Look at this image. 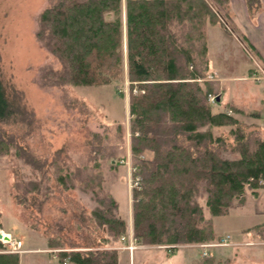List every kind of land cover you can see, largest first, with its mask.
Wrapping results in <instances>:
<instances>
[{
  "label": "trees",
  "instance_id": "1",
  "mask_svg": "<svg viewBox=\"0 0 264 264\" xmlns=\"http://www.w3.org/2000/svg\"><path fill=\"white\" fill-rule=\"evenodd\" d=\"M121 5L122 0H55L40 13L36 37L62 63L61 70L44 74L47 82L77 86L120 78ZM229 14V0L125 2L127 68L132 86L137 87L129 98L131 151L139 184L132 194V223L142 244L172 246L214 239L200 201L210 215H223L233 202L245 198L247 190L257 194L262 189L264 138L250 148L240 128H231L236 156L227 158L221 156L227 150L226 140L211 130L239 122L227 112L212 111L208 97L215 89L205 73L207 26L223 24L222 16L230 21ZM31 119L32 113L9 99L0 80V156L12 149L22 153L3 126ZM145 153L148 158L141 157ZM109 154L111 149L98 150L89 167L75 171L58 159L49 167L63 189L77 187L72 182L77 177L79 187L90 190L96 202L94 223L101 229L107 226V235L115 242L126 231L127 221L117 215V201L97 170ZM39 175L24 189L16 183L20 197L49 193L47 173L40 170ZM250 232L264 240V223ZM57 241L51 239L48 245H58ZM61 253L67 264L118 262L117 253L109 249ZM212 258L201 255L191 264H214ZM0 264H19L18 256L0 253Z\"/></svg>",
  "mask_w": 264,
  "mask_h": 264
},
{
  "label": "rangeland",
  "instance_id": "2",
  "mask_svg": "<svg viewBox=\"0 0 264 264\" xmlns=\"http://www.w3.org/2000/svg\"><path fill=\"white\" fill-rule=\"evenodd\" d=\"M53 2L55 0H0V80L9 99L33 115L26 123L3 126L13 135L22 153L12 149L0 156V233L11 239V242H6L7 238L0 239V253L14 254L19 264H26L34 259H31L33 255L22 254L24 248L44 247L49 240L57 239L58 245H50L56 250H113L118 256L117 264H191L192 258L202 255V249L186 246L196 243H181L171 248L135 241L132 252L122 249L128 239H136L132 194L139 186L131 151L129 98L137 87L132 86L127 68L126 0H122L121 5L123 72L120 78L105 84L77 86L54 85L44 78L50 69L62 68L61 61L36 37L38 17ZM221 21L223 24L207 26L210 70L205 73L215 89L211 95L219 97L209 102L212 111L227 112L239 120L232 127L211 129L226 140L227 150L221 152V156L233 158L236 153L232 151L235 141L231 128H240L250 148L257 139L264 138V72L249 75L252 61L256 60L254 53L245 50V43L231 19L222 16ZM231 58L236 61L233 68L229 66ZM211 70L231 72L217 82ZM243 76L247 78H240ZM110 149V157H106L97 170L106 178L105 186L117 201V215L128 222L126 231L115 242L108 237L107 226L101 229L94 223L92 211L96 202L90 190L80 188L77 177L71 180L77 187L63 189L49 167L54 159L74 171L89 167L98 150L110 152ZM141 157L148 158L149 154ZM40 170L48 175L49 193L20 197L16 183H20V190L24 189L30 180L40 177ZM256 191L257 194H253L247 190L245 198L233 202L223 215H210L201 200L204 215L211 220L215 234L214 239L204 243L225 235L236 242L259 241L260 238L250 232L251 226L264 221V189ZM121 236L124 241L120 240ZM17 241L21 242V248L15 252ZM207 252L214 264H264V246L261 245L241 243L210 247ZM41 255L48 258L49 254ZM53 259L54 264H63V260L67 264L62 255Z\"/></svg>",
  "mask_w": 264,
  "mask_h": 264
},
{
  "label": "crops",
  "instance_id": "3",
  "mask_svg": "<svg viewBox=\"0 0 264 264\" xmlns=\"http://www.w3.org/2000/svg\"><path fill=\"white\" fill-rule=\"evenodd\" d=\"M229 8H230L229 15L231 17V21H233L232 24L239 31V34L244 41L245 50L248 51L249 49L252 53H254L256 60L259 61L257 62L252 57L254 59L253 60L254 63L252 61V67L249 69V75H259L261 72H264V0H229ZM221 26L225 27L224 25ZM207 57H208V68H209V63H210L209 37L207 41ZM231 59L233 60L234 58ZM233 61L231 64H229V66H232V68L233 66H236V61L234 62ZM224 66L226 67L225 64ZM208 70H210V68ZM211 71L213 72L211 74L213 76L212 77L213 80L216 79L217 82L219 81V79L225 78L223 75H229V73L231 72V71L229 73L224 71L221 72L220 70L219 71L211 70ZM219 73L222 74V76H218ZM240 78H247V77L243 76ZM232 106L235 105L232 104ZM260 223H264V221ZM260 223H257L255 225H258ZM129 228L132 233V223H130ZM186 247H197V246L189 245ZM63 251H65V249L60 248V250H56L50 245L46 244V246L44 247L28 246L27 248H24L22 254L33 255L31 257V259L32 258L34 259L33 262L31 261L26 264H54L52 259L53 258L55 259L59 257V255H62L61 252ZM41 253H48L49 254L48 258L41 255ZM200 256L192 258L191 261L195 260L196 258H199Z\"/></svg>",
  "mask_w": 264,
  "mask_h": 264
},
{
  "label": "built area",
  "instance_id": "4",
  "mask_svg": "<svg viewBox=\"0 0 264 264\" xmlns=\"http://www.w3.org/2000/svg\"><path fill=\"white\" fill-rule=\"evenodd\" d=\"M210 102H214V100H216L215 96H210L209 97ZM137 184V181H136ZM259 184L262 186V189H264V179H261L259 181ZM121 241H124V237L121 236ZM129 243L122 246V249H127L130 252H132L134 250V248L136 247L134 242L136 241V239H128ZM6 242H11V239H7ZM236 243L231 241V238L229 235H225L223 237H220L217 241L214 242H207V243H197L195 244V246L199 247L202 249V255H209V252H207V249L210 247H217V246H228V245H235ZM248 244H255V245H261L264 246V240H260L259 241H255V242H249ZM21 248V242L17 241L16 244H14V251L18 252V249ZM66 264V261L63 263Z\"/></svg>",
  "mask_w": 264,
  "mask_h": 264
},
{
  "label": "bare ground",
  "instance_id": "5",
  "mask_svg": "<svg viewBox=\"0 0 264 264\" xmlns=\"http://www.w3.org/2000/svg\"><path fill=\"white\" fill-rule=\"evenodd\" d=\"M212 96V95H211ZM209 97H210V95H209ZM209 97H208V99H209ZM217 99V98H216ZM209 102H210V100H209ZM211 103V102H210ZM261 179H264V178H261ZM260 179V180H261ZM221 237H223V236H221ZM220 237H217L216 238V240L215 241H217L218 239H219ZM258 241V240H257ZM232 242H234V243H236L235 245H228V246H239V244H241V243H243L244 245H255V244H248L249 242H255V241H244V242H236V241H232ZM172 246H174V245H172ZM171 246V247H172ZM217 247H220V246H217Z\"/></svg>",
  "mask_w": 264,
  "mask_h": 264
},
{
  "label": "water",
  "instance_id": "6",
  "mask_svg": "<svg viewBox=\"0 0 264 264\" xmlns=\"http://www.w3.org/2000/svg\"><path fill=\"white\" fill-rule=\"evenodd\" d=\"M218 99H219V97H217V100ZM2 238H7V237H3L2 233H0V239H2ZM7 239H9V238H7Z\"/></svg>",
  "mask_w": 264,
  "mask_h": 264
}]
</instances>
